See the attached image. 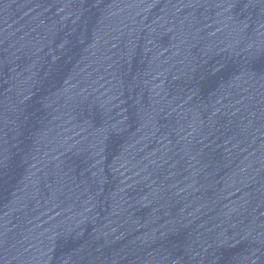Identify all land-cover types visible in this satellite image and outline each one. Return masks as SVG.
<instances>
[{"label":"water","instance_id":"water-1","mask_svg":"<svg viewBox=\"0 0 264 264\" xmlns=\"http://www.w3.org/2000/svg\"><path fill=\"white\" fill-rule=\"evenodd\" d=\"M0 264H264V0H0Z\"/></svg>","mask_w":264,"mask_h":264}]
</instances>
